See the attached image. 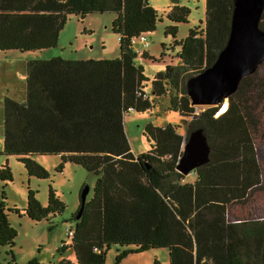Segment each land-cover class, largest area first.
Wrapping results in <instances>:
<instances>
[{"label":"trees","instance_id":"trees-1","mask_svg":"<svg viewBox=\"0 0 264 264\" xmlns=\"http://www.w3.org/2000/svg\"><path fill=\"white\" fill-rule=\"evenodd\" d=\"M164 30L175 64L150 79L154 97L168 95V110L191 117L188 133L177 126L146 124V152L130 146L124 116L151 111L149 80L137 56L157 60L133 43L155 30L158 13L149 0H0V50L40 51L57 45L68 16L115 14L111 30L118 35L119 54L109 59H66L54 56L25 63V100H3L4 156H15L30 176L48 177L31 155H59L96 175L92 197L81 202L75 224L62 241V254L72 247L77 264H112L130 254L154 248L168 250V264H264V60L243 77L228 96L227 108L191 103L187 81L212 65L225 47L235 0H205L203 28L196 25L177 39L178 24L189 8L169 0ZM259 26L264 30V8ZM164 46V45H163ZM164 55L161 53L160 57ZM201 128L210 145L209 161L192 173L176 166L189 132ZM13 178L7 162L0 165V248L17 264L12 250L17 232L8 212L39 221L60 214L65 204L48 187L42 206L27 190L23 210L8 207L4 186ZM26 264H38L31 260ZM51 264H71L64 258ZM152 264H160L154 258Z\"/></svg>","mask_w":264,"mask_h":264},{"label":"rangeland","instance_id":"rangeland-1","mask_svg":"<svg viewBox=\"0 0 264 264\" xmlns=\"http://www.w3.org/2000/svg\"><path fill=\"white\" fill-rule=\"evenodd\" d=\"M150 5L156 9L158 20L154 31L144 34L146 41L139 38L133 43L137 50H146L157 60H150L137 56L135 64L143 67L144 75L149 79L145 81L144 91L152 99L151 111L141 113L130 111L124 116V127L135 154L146 152L149 143L143 135L146 124L154 126H177V130L184 136L188 133V123L191 117H182L177 112L168 110L169 97L163 95L154 97L151 90L150 79L167 64H175L177 49L172 47L171 35H165V28L171 23L166 14L169 10V0H149ZM179 5L189 8L188 21L178 24L177 39L184 38L189 29L199 25L203 28L205 18V0H179ZM115 14L111 11L90 13L83 19L75 15L68 19L60 31L57 45L51 48L33 52L18 50H0V152L3 147V100L5 97L16 101L25 100V63L30 59H47L60 56L66 59H109L119 54L118 35L111 30V23ZM164 45V46H163ZM164 55L160 57L161 53ZM224 102H227L224 101ZM228 104V102H227ZM223 105V104H222ZM200 112L206 106H195ZM220 108V107H219ZM220 109L218 110V113ZM31 159L42 165L48 177L38 178L27 174L26 169L15 156L0 154V165L7 162L12 172V180L4 186L5 203L8 207H17L23 210L27 204V190L35 191V196L42 206L47 204L49 185L55 195L64 204L65 209L55 216L50 215L39 221L30 219L27 215H18L8 212V221L17 232L12 250L17 264H26L36 260L38 264H51L64 258L77 264L72 247H67L61 254L58 248L62 241L69 242L68 228L73 227V216L77 213L80 203L88 201L93 195L96 175L87 171L80 165L62 161L59 155L33 154ZM185 180L192 182L195 175L190 172L185 174ZM3 183L0 182V189ZM116 247L112 246L106 255L105 264H112L116 254ZM10 256L6 254V247L0 248V262H7ZM156 258L160 264H168V250L154 248L142 253L130 254L120 264H152Z\"/></svg>","mask_w":264,"mask_h":264},{"label":"water","instance_id":"water-1","mask_svg":"<svg viewBox=\"0 0 264 264\" xmlns=\"http://www.w3.org/2000/svg\"><path fill=\"white\" fill-rule=\"evenodd\" d=\"M263 8L264 0H235L225 47L212 65L187 81V93L194 106L221 108L240 80L264 60V30L259 26ZM209 154L210 145L203 130L193 129L184 141L176 168L188 174L208 162Z\"/></svg>","mask_w":264,"mask_h":264},{"label":"bare ground","instance_id":"bare-ground-1","mask_svg":"<svg viewBox=\"0 0 264 264\" xmlns=\"http://www.w3.org/2000/svg\"><path fill=\"white\" fill-rule=\"evenodd\" d=\"M227 108V102H224L220 108V112H223Z\"/></svg>","mask_w":264,"mask_h":264},{"label":"built area","instance_id":"built-area-1","mask_svg":"<svg viewBox=\"0 0 264 264\" xmlns=\"http://www.w3.org/2000/svg\"><path fill=\"white\" fill-rule=\"evenodd\" d=\"M139 40H140V41H143V42L146 41L144 35H142V36L139 38ZM68 232L71 233L70 229H68Z\"/></svg>","mask_w":264,"mask_h":264},{"label":"crops","instance_id":"crops-1","mask_svg":"<svg viewBox=\"0 0 264 264\" xmlns=\"http://www.w3.org/2000/svg\"><path fill=\"white\" fill-rule=\"evenodd\" d=\"M135 48V47H134ZM136 49V48H135Z\"/></svg>","mask_w":264,"mask_h":264}]
</instances>
